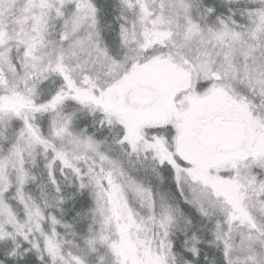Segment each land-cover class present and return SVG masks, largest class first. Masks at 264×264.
Wrapping results in <instances>:
<instances>
[{"label": "snow or ice", "instance_id": "1", "mask_svg": "<svg viewBox=\"0 0 264 264\" xmlns=\"http://www.w3.org/2000/svg\"><path fill=\"white\" fill-rule=\"evenodd\" d=\"M0 264H264V0H0Z\"/></svg>", "mask_w": 264, "mask_h": 264}]
</instances>
